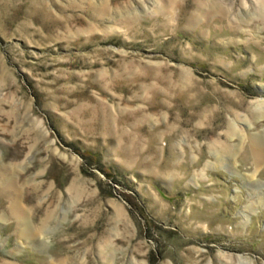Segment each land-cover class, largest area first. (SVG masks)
<instances>
[{
  "label": "rangeland",
  "instance_id": "374dc122",
  "mask_svg": "<svg viewBox=\"0 0 264 264\" xmlns=\"http://www.w3.org/2000/svg\"><path fill=\"white\" fill-rule=\"evenodd\" d=\"M64 263L264 264V0H0V264Z\"/></svg>",
  "mask_w": 264,
  "mask_h": 264
},
{
  "label": "bare ground",
  "instance_id": "6f19581e",
  "mask_svg": "<svg viewBox=\"0 0 264 264\" xmlns=\"http://www.w3.org/2000/svg\"><path fill=\"white\" fill-rule=\"evenodd\" d=\"M211 1H212V0H211ZM214 9H215V8H214ZM217 19H218V18H217ZM252 151H255V149H254V148H252ZM31 234H33V235H34V234H35V231H32V232H31ZM64 262H65V261H64ZM64 264H65V263H64Z\"/></svg>",
  "mask_w": 264,
  "mask_h": 264
}]
</instances>
